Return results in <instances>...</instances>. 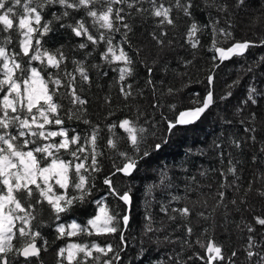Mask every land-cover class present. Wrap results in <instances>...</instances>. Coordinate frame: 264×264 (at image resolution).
Returning <instances> with one entry per match:
<instances>
[{"label":"snow or ice","instance_id":"1","mask_svg":"<svg viewBox=\"0 0 264 264\" xmlns=\"http://www.w3.org/2000/svg\"><path fill=\"white\" fill-rule=\"evenodd\" d=\"M145 2L148 7L144 6ZM260 3L261 7L252 12L253 0H0V33H8L0 35V264H21V258L23 264H43L41 254L47 251L48 241L35 230L42 222L38 215L46 208L54 221H61L63 216L84 210L90 204L96 206L98 214L83 225L73 220L68 225L71 231L66 230L63 222L56 223V238L118 235L120 244L114 249L111 243L104 246L96 242L69 243L58 249L57 264L65 261L67 264L73 261L88 264L90 258L99 261L101 257L94 256V252L107 257L103 264L121 262L120 252L127 247L125 232L133 220V200L130 191H121L114 185L113 178L117 173L132 177L139 171L141 163H147L154 152L169 142L170 135L212 115L219 102L232 96L231 90L224 95L215 94L216 70L232 57L244 56L252 48L264 46V39L238 41L232 32L241 16L257 25L258 30L264 29V0ZM76 13L83 15L76 19ZM201 17L206 22H202ZM149 18L155 21V28L148 32L150 45L133 44L136 21L142 24ZM181 18L185 32L179 37L170 36V30L178 29ZM59 29H68L82 40L76 45L78 49L87 50L91 45L92 51H85L84 59L70 60L65 55L64 45L53 50L44 47L42 41ZM13 30L18 36L16 47H10ZM116 33L121 39L114 43ZM205 35L212 39L209 48L213 53L210 57L212 66L203 81H193L192 72L203 70L196 67V51L203 48L200 37ZM229 41H232L230 45ZM221 44L228 46H219ZM101 46L102 63L89 65L87 58ZM186 46L193 50L186 54L190 58L179 54ZM69 60L72 71L68 70ZM33 62H39L40 66H33ZM262 65L264 56L259 58L256 66ZM139 67L146 74L143 89L134 83ZM90 69L97 70V80L107 77L108 70L118 73L115 83L124 109L135 106L136 111L130 116L126 114L123 119L116 117L107 122L108 117L116 116L117 110L123 111L113 108V98L107 94L98 98L102 101V109L106 110L103 129L100 122L88 118V100L83 97L85 86L90 89L93 83ZM247 71L252 72L253 66ZM130 79L133 83H129ZM175 79L183 82L181 87L173 86ZM193 82L204 85L202 93L184 91ZM237 84L238 81H233L228 87L231 89ZM144 90L150 94L151 102L147 109L141 110L138 104L133 105V101L144 97ZM144 99L148 100V97ZM261 100H264V87L250 85L242 104L256 106ZM243 110V107L237 109ZM68 121H81L87 126L85 134L76 131ZM256 121L257 113L249 111L247 118L239 121L242 126L247 125L244 127L245 138L232 139L228 146L242 149L244 143L255 145L258 131L264 133V123L258 129ZM224 123L232 124L233 121L224 120ZM159 124L164 125L163 135L149 143L148 137L156 136V125ZM56 126L58 129L52 130ZM117 129H123L126 135H119ZM102 131L108 133L106 140ZM98 141L102 143L98 144ZM125 141L130 147L122 151L121 144ZM101 148L111 153V168L107 171L98 159L105 156ZM212 148L216 149L219 167L199 172L206 176L212 171L221 177L211 202L199 198L193 200L189 196L198 190L196 177L190 173L188 180L180 181L185 187L184 195L173 194L172 189L177 187L175 178L161 168L159 184L150 185L148 193L161 187L167 190L166 202L158 201L163 219L157 221L146 210L144 238L147 243H153V237H156L157 244L180 245L178 251L165 257L167 264H240L241 256L244 264H264V215H253L250 222L242 219L236 223L229 220L228 214L229 205L237 212L241 204L245 211H251L250 195L264 200V187H254L264 181V173L243 188L240 161L226 153L219 142L214 141ZM62 151L70 159L65 160ZM113 156L121 159L119 165ZM261 158H264V142L260 144L258 155L252 156V161ZM101 173L106 195L96 199L93 195L96 177ZM53 181L63 191H54ZM231 193L238 195L229 199ZM109 197L123 202V211L118 205L109 206ZM181 201L180 207L172 206ZM193 217L208 225L199 235L194 233ZM217 218L219 226L225 230L234 224L241 232H246V244L241 249H232L226 254L224 244L215 240L205 243L201 239L215 231ZM178 231L183 235H174ZM157 233L163 236V241ZM38 238L42 240L40 246L37 245ZM195 246L204 250L205 255L195 251Z\"/></svg>","mask_w":264,"mask_h":264},{"label":"trees","instance_id":"2","mask_svg":"<svg viewBox=\"0 0 264 264\" xmlns=\"http://www.w3.org/2000/svg\"><path fill=\"white\" fill-rule=\"evenodd\" d=\"M145 7H148L147 3L144 4ZM259 7H261L260 0H253V7L251 8L252 12H256ZM76 19H79L83 13H76L74 14ZM202 22L204 18L201 17ZM58 27V26H57ZM155 28V21L151 18L146 19L142 24L140 21H136V27L134 29L135 36L132 37L133 44H149L150 45V38L148 37V32L152 31ZM185 25L184 20L181 18L180 24L178 29L175 32H169L171 35H176L179 37L182 33L185 32ZM233 37L235 40L243 41V40H253L259 41L264 39V29H259L258 26L255 24H250L246 18L241 16L240 20L237 22L236 26L232 29ZM8 33H0V35H7ZM13 37V45L10 47H16V41L18 39L17 33L13 30L11 32ZM121 39L120 34L116 33L114 37V43L118 42ZM46 41V42H45ZM45 41H42L44 47L48 48L49 50L56 49L61 45H64V52L65 55L71 59L81 60L84 59V52L85 51H92L91 45L87 50H80L76 47L77 44L82 42L80 38H76L72 35L71 31L68 29H59L55 34H49L48 37L45 38ZM181 43H184V39L180 40ZM200 43L203 45V48L199 51H196V55L198 60L196 62V67L198 69H203L202 71H193L192 72V80H201L203 81L208 74V69L211 68V60L210 57L212 56V52L209 51L211 47L212 39L211 36L205 35L200 37ZM232 41L228 42L230 45ZM221 44L219 46H228ZM18 50V49H17ZM127 50V49H126ZM103 51V46L93 52L92 56L87 58V63L91 64H98L102 63L100 58V52ZM191 50L189 47H185L179 50V54L181 56H185V58H190L186 54ZM131 55V53H130ZM218 55V54H217ZM264 56V46L252 48L249 53H246L244 56H237L232 60L223 63L219 69L216 70L217 77L215 81V94L217 96L224 95L229 90L234 92L235 88L241 82V75H240V64L252 62L255 65L259 64V58ZM68 62V70L72 71L73 65ZM219 63V61H217ZM33 66L39 67V62H33ZM175 66V65H173ZM263 71L264 74V65L257 66ZM97 70L90 69L89 74L92 78V86L89 89L85 86V93L84 99L88 100V118L98 121L101 123V128L104 127V118L106 116V110L102 109L101 104L102 101L98 99L103 95L110 94L113 98L112 105L113 108L123 109V111L117 110L116 116L108 117L107 122H111L112 120L119 117L123 119L126 114L134 113L136 111V107L132 106L130 109H124V105L119 97V88L115 81L118 79V73L108 70L107 77H101L97 80L96 76ZM146 77L145 71L142 67H139V74L135 79V84L138 85L141 89H143V81ZM249 77V76H248ZM251 77V76H250ZM264 80V79H263ZM233 81H238V84L235 87L229 89V85L232 84ZM129 83H133L130 79ZM182 81L180 79H175L173 81L174 87H181ZM264 84V83H263ZM99 85V87L97 86ZM250 85L256 86L254 83L250 82L246 88V93L241 99V106L244 110L237 111V109L233 110V106L231 105L228 112L226 110V106L223 105L226 101L219 102V106L213 112L212 122L204 127L199 126L198 132L194 134H183L180 135L179 140L177 141L176 149L172 150L171 146H169V142L159 151L153 153L152 157L147 161L153 162L155 169L151 174L148 176L140 177L139 174L141 173L143 167L146 163H141L139 167V171L134 173L132 177H125L122 173H117L116 176L113 178V182L115 186H118L121 191H130L133 196V207L131 215L133 220L131 222V226L126 230L125 236L127 238V247L120 252L122 257L121 262L119 264H157V261L160 264H167V260L165 257L171 255L173 252L178 251L180 245L177 244L175 246H171L167 243H155L156 237H153V243H147V247H138L136 255L134 258L129 259V255H127V251L131 250L134 247L135 243L141 241L139 229L144 228L145 225V215L146 210L151 212V214L155 217L157 221L163 219V214L159 212V202H166L167 200V190L163 187L159 189H154L149 194L148 188L154 182L159 184V170L164 168L167 171L169 176L175 178V183L177 187L172 189L173 194L175 195H184L185 187L180 181L188 180L189 173L192 176L196 177V181L198 184V190L196 191L195 195L189 193V196L195 199H207L211 202L212 196L216 194L217 184L221 180V177L218 173H213L209 171L206 176L199 175V172L205 169H215L219 167V162L216 156V149L212 148L213 142H219L224 146V150L226 153H231L237 160L240 161L241 171L240 176L241 180L240 183L242 184L243 188H247L248 182L259 176L260 173H264V158H261L257 162L252 161L253 155H258L259 148L261 142H264V133H260L258 131L257 134V143L255 145L251 143H244L242 145V149H236L234 147H229V141L232 139H241L243 140L246 136L244 132V127L247 125H241L239 123L240 120H244L247 118L249 111H254L257 113V128L259 129L260 125L264 123V100H261L259 105H243L242 102L246 99L248 88ZM51 87V85H49ZM204 85L202 83H190L187 88L184 89L186 92H199L202 93ZM257 87V86H256ZM264 87V86H263ZM144 97H148V100H145ZM144 97H138L136 101H133V105H139L141 110H145L148 108V104L151 102L150 94L147 90H144ZM230 98V97H229ZM228 98V99H229ZM182 100H185L184 97H181ZM175 102V101H173ZM65 105L67 106V101H64ZM185 103L187 101L185 100ZM216 112V114H215ZM156 115V113H154ZM166 116L171 118L168 112H165ZM218 117L223 119H218ZM203 120V119H202ZM201 120V121H202ZM224 120H232V124L224 123ZM200 121V122H201ZM143 121H141L142 123ZM193 126H198L200 124ZM68 124H71L72 127L76 129V131L81 132V134H85V130L87 128L81 121L71 122L68 121ZM47 127V126H46ZM59 126L53 128L52 130H57ZM147 127V125H145ZM202 127V128H200ZM200 128V129H199ZM185 129V128H184ZM183 129V132L186 131ZM179 131H182L179 130ZM119 135L123 136L126 135L123 129H117ZM164 133V125L159 124L156 125V136H149L148 141L149 143L152 140H157L160 136ZM101 135L105 138H108L107 131H102ZM58 140L59 138H53ZM102 143L98 141V144ZM130 147L128 142H123L121 144V150H127ZM191 149V151H189ZM102 151L105 152L104 157H98L101 159L104 168L107 171L111 168V162L109 160V156L111 153L108 152L107 149L101 148ZM201 152L203 154H201ZM61 155L65 160L70 159L67 155H64L63 151ZM112 159L116 161V164L119 165L121 163V159L119 157L113 156ZM157 159V161H156ZM225 167H227V160L224 162ZM231 179V177H229ZM103 180V173L98 174L96 177V189L94 190V198L99 199L101 195H106V186L102 183ZM54 184V181H53ZM197 184H194V187H197ZM210 185V186H209ZM254 187H264V181H260L254 185ZM241 190V194L243 191ZM54 191L58 193L63 191L58 188L57 185L54 184ZM71 188H69V193L71 194ZM236 193H231L229 199L237 196ZM152 197H155L153 199ZM239 203V201H238ZM107 204L109 206L118 205L120 210L123 211L124 205L123 202L119 201L115 197H109ZM183 204V201L179 203H173V207H180ZM248 204L250 205L251 211H245L244 205H239L240 211L237 212L231 205H229V220L235 221L236 223H240L243 219L244 221H251L253 215H264V200L260 199L255 195H250L248 197ZM98 214V209L94 204H90L87 206L86 209L78 211L74 214H69L67 216H63L61 221H54L52 219L51 213L47 211L45 208L39 215L38 219H41L42 222L40 223L39 227L35 230L41 232V236L44 240L48 241L47 251H42L41 259L43 264H57V251L59 248L66 247L69 243H92L96 242L101 246H104L108 243H111L113 248H117L120 244L119 236H107V235H92V236H77V237H69L65 236L63 238H56V228L55 224L63 222L65 224L66 230L71 231L72 229L68 228V225L74 220L78 224H85L86 221L93 217L94 215ZM192 223L194 227V233L199 235L202 231L203 227H207V224H204L202 221H199L198 218L193 217ZM218 226L215 228V231H210L208 235L202 236L201 239L207 243L210 240H215L217 243H222L225 245V252L226 254H230L232 249H241L246 244V232H241L239 229L235 227L234 224H230L225 227L219 226V219L217 218ZM94 231V230H93ZM174 235L182 236V231H178ZM157 236L161 241H163V236L157 233ZM193 241L195 240V235L191 238ZM16 241L14 240L13 243ZM38 245L42 244L41 239H37ZM136 249V247H135ZM195 251L199 252L201 255H205L204 250L200 249L199 246H195ZM82 256L83 254H79ZM94 256L99 255L101 258L99 261H93L91 258L88 261V264H103V261L107 259L102 254L93 253ZM111 255V254H109ZM183 256L184 253L181 252ZM21 264H23V260L21 258ZM35 264V262H34ZM67 264V261L64 262ZM75 264V261L72 262ZM199 264V262H198ZM240 264H244L243 256L240 257Z\"/></svg>","mask_w":264,"mask_h":264},{"label":"rangeland","instance_id":"3","mask_svg":"<svg viewBox=\"0 0 264 264\" xmlns=\"http://www.w3.org/2000/svg\"><path fill=\"white\" fill-rule=\"evenodd\" d=\"M240 65L241 66L239 67V69H240V75H241V82L235 88L232 96L229 99H227V101L225 103H223V105L226 106L227 112H228L231 105L233 106V110H235V109H237V107L241 106V99L244 96V94L247 92L246 88L250 82L254 83L257 86V88H261L264 86V84H263L264 83V80H263L264 74L260 68H258L252 62L242 63ZM250 66H253L252 72L247 71V69ZM215 114H216V112H215ZM211 117H213V114L208 116L207 118L203 119L198 126H191V127L185 128L184 130H186V131H184V132H183V129H182V131H177V133L175 135L171 136L170 143H169V146H171V149L172 150L176 149V146H177L176 143L179 140L180 135H183L186 133H188V134L197 133L198 132L197 128L199 126L204 127V126H206L212 122L213 118H211ZM202 127H200V128H202ZM156 161H157V159H156ZM154 163H155V161L146 163L145 166L143 167L141 173L139 174V176L142 177V176H148L149 174H151L153 172V170L155 169V167H153ZM139 232H141L140 233L141 241L136 242L134 247H132L131 250L127 251V255L130 256L129 259H132L135 257L138 247H143V246H145V244H147V241L144 238L143 228L139 229ZM135 247H136V249H135ZM135 262H136L135 264H139V263H137V261H135Z\"/></svg>","mask_w":264,"mask_h":264},{"label":"water","instance_id":"4","mask_svg":"<svg viewBox=\"0 0 264 264\" xmlns=\"http://www.w3.org/2000/svg\"><path fill=\"white\" fill-rule=\"evenodd\" d=\"M217 54H218V53H217ZM245 54H246V53H245ZM235 57H237V56L232 57V59L235 58ZM232 59H231V60H232ZM228 61H230V60H228ZM228 61H225V62H228ZM225 62H224V63H225ZM130 195L132 196L131 193H130ZM132 200H133V196H132ZM37 245H38V242H37ZM38 246H39V245H38Z\"/></svg>","mask_w":264,"mask_h":264}]
</instances>
